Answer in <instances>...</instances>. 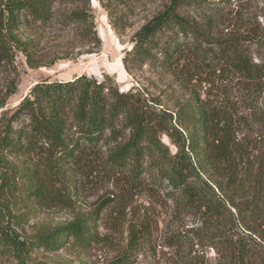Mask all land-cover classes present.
Instances as JSON below:
<instances>
[{"label":"trees","instance_id":"1","mask_svg":"<svg viewBox=\"0 0 264 264\" xmlns=\"http://www.w3.org/2000/svg\"><path fill=\"white\" fill-rule=\"evenodd\" d=\"M2 2L0 62L11 43L24 47L18 36L24 17L42 23L53 17L48 0ZM184 4L212 12L196 19L180 11ZM233 5L172 0L136 31L123 58L126 70L129 63L156 61L206 83L204 95L194 90L169 105L145 86L122 91L108 74L36 82L0 124V198L8 197L9 221L16 217L13 200L46 208L71 204L76 171L106 154L108 168L131 189L165 188L180 210L200 216L210 228L197 238L217 250L219 264H264V26ZM249 118L259 126L256 136L239 132ZM9 157L31 158V165ZM109 201L34 238L0 224V253L29 264L39 248L88 250L104 240L96 224ZM128 255H116L112 264Z\"/></svg>","mask_w":264,"mask_h":264},{"label":"rangeland","instance_id":"2","mask_svg":"<svg viewBox=\"0 0 264 264\" xmlns=\"http://www.w3.org/2000/svg\"><path fill=\"white\" fill-rule=\"evenodd\" d=\"M48 1L52 5V19L42 23L24 17L18 36L25 48L11 43L8 56L0 62V124L31 87L45 78L67 80L88 74L102 79L108 74L122 91L145 86L169 105L187 99L194 90L206 94L208 84L183 78L156 61L129 63V70L125 69L123 58L132 47L136 31L172 0ZM233 3L232 7L240 6L247 16L256 17L264 26V0H233ZM180 11L196 19L212 12L191 4L182 5ZM93 28L99 42L93 41ZM261 99L264 103V92ZM248 125L239 132L251 130L256 136L259 126L253 125L251 118ZM164 140L169 143L167 138ZM105 156L100 154L101 162L95 161L76 171L77 184L69 205L46 208L32 201L10 199L16 217L9 221L3 206L8 197L5 201L0 198V224L7 225V230L18 232L22 238H34L58 223L89 214L102 199L110 200L96 224L102 242L88 250L70 246L56 251L39 248L31 253L27 263L112 264L113 257L126 253L129 255L123 264H219L217 250L197 238L210 228L200 216L180 210L168 199L165 188L153 194L148 189H131L108 168ZM9 158L14 162L19 160L17 165H31L27 164L31 159L28 157ZM176 239H179L177 243ZM0 264H18V260L12 254L0 253Z\"/></svg>","mask_w":264,"mask_h":264}]
</instances>
